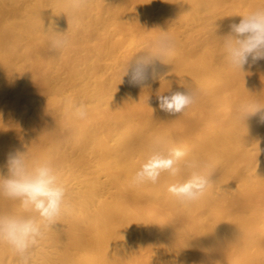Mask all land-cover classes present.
Listing matches in <instances>:
<instances>
[{"label": "bare ground", "instance_id": "6f19581e", "mask_svg": "<svg viewBox=\"0 0 264 264\" xmlns=\"http://www.w3.org/2000/svg\"><path fill=\"white\" fill-rule=\"evenodd\" d=\"M264 0H0V175L9 154L48 160L67 187L69 212L32 253L33 264H264V59L242 70L221 38ZM53 32L69 44L51 50ZM170 38L174 52L146 80L125 69ZM195 94L182 113L160 95ZM89 105L84 120L71 104ZM157 139L184 147L205 197L188 207L167 186L132 178ZM0 196V214L20 212ZM0 264H17L0 245Z\"/></svg>", "mask_w": 264, "mask_h": 264}, {"label": "clouds", "instance_id": "9594fccd", "mask_svg": "<svg viewBox=\"0 0 264 264\" xmlns=\"http://www.w3.org/2000/svg\"><path fill=\"white\" fill-rule=\"evenodd\" d=\"M80 6V0H74ZM238 24H231L230 35L221 38L225 61L232 68L242 70L249 59L254 63L264 59V8H257L242 16ZM69 44L64 34L53 32L51 50L63 49ZM174 42L163 37L154 50L137 54L127 65L125 74L130 73L131 82L146 80L150 69L155 72V61L173 54ZM159 107L169 114L182 113L195 103V94L175 92L158 97ZM75 118L84 120L89 105L81 102L71 104ZM264 110L256 101L245 102L237 111V118L244 121ZM264 122V115L260 117ZM8 175H0V196L19 203L20 212L0 214V245H6L16 256L17 264H33V250L48 238L49 232L62 216L68 204L67 187L59 170L48 160L29 161L20 152L9 154ZM199 164L189 158L184 147L174 146L169 141L157 139L150 147V154L135 172L134 185L157 184L162 174L179 177L188 173L187 179L178 180L167 186V192L182 207H188L205 197L213 184V175L198 171Z\"/></svg>", "mask_w": 264, "mask_h": 264}]
</instances>
